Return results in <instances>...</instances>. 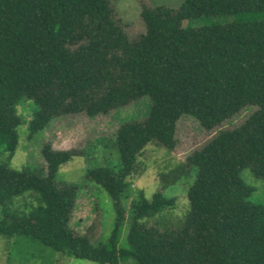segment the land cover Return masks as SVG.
I'll use <instances>...</instances> for the list:
<instances>
[{
	"label": "trees",
	"instance_id": "trees-1",
	"mask_svg": "<svg viewBox=\"0 0 264 264\" xmlns=\"http://www.w3.org/2000/svg\"><path fill=\"white\" fill-rule=\"evenodd\" d=\"M146 32L129 39L111 0H0V234L22 235L59 253L97 264H264V203L240 178L264 180V0H183L177 8L142 6ZM232 18L198 27L199 18ZM150 99L142 120L121 124L111 143L117 165L93 167L86 180L103 189L116 217L106 242L95 243L71 222L79 185L58 181L83 153L41 148L46 171L10 167L23 123L16 106L34 103L28 138L56 117L110 113ZM246 107L232 129H220L187 157L165 188L195 172L189 211L180 226L161 230L145 218L175 206L143 193L126 206L141 152L176 147L177 124L188 116L213 130ZM28 194L37 204L10 211ZM127 223L125 244H121Z\"/></svg>",
	"mask_w": 264,
	"mask_h": 264
},
{
	"label": "rangeland",
	"instance_id": "rangeland-1",
	"mask_svg": "<svg viewBox=\"0 0 264 264\" xmlns=\"http://www.w3.org/2000/svg\"><path fill=\"white\" fill-rule=\"evenodd\" d=\"M115 17L122 25L129 39H136L146 32L141 18L142 6L167 5L177 8L183 0H111ZM232 18H199L191 21L195 27L211 23L225 22ZM23 123L18 127L19 146L10 162V167L21 171L25 168L46 171V163L41 156V148L50 143L55 150L83 153L68 166L60 169L57 180L73 183L81 187L75 208L72 226L80 233L89 234L95 243L106 242L114 226L116 211L109 195L98 185L86 180L87 171L93 167H113L117 165V153L111 143L121 124L129 120H142L149 113L150 99L144 97L126 107H122L91 117L86 113H74L50 120L43 130L28 138V123L35 110L34 103L22 99L16 106ZM254 110L246 107L233 118L213 130H206L195 119L185 116L177 124L176 147L169 151L164 147L149 144L140 154L135 173L128 179L131 185L130 197L125 202L129 206L140 192L150 201L157 192L174 198L175 206L166 208L144 219L161 230L180 226L188 211L187 192L195 180L193 171L181 177L174 185L165 188L166 178L180 172L190 154L210 140L220 129H232L243 122ZM7 154H0V164L7 161ZM241 180L253 189L249 199L254 203H264V180L254 177L249 169L240 173ZM37 204L34 197L25 194L13 199L10 211L21 213ZM1 208V207H0ZM127 223L124 225L121 244H125ZM0 264H97L95 262L64 255L27 236L0 234ZM120 264H136L132 259Z\"/></svg>",
	"mask_w": 264,
	"mask_h": 264
}]
</instances>
